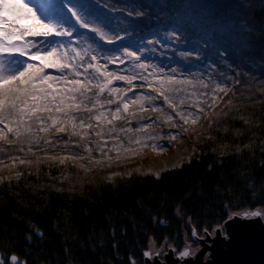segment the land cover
Here are the masks:
<instances>
[{"label": "trees", "instance_id": "trees-1", "mask_svg": "<svg viewBox=\"0 0 264 264\" xmlns=\"http://www.w3.org/2000/svg\"><path fill=\"white\" fill-rule=\"evenodd\" d=\"M150 1L157 19L138 21L136 28L153 30L176 16L187 29L204 31L236 66L233 91L210 104L201 126L182 133L179 143L193 144L189 160L163 171L158 180L139 173L110 178L106 168L125 167L136 158L106 161L86 154L78 137L67 147L57 142L54 150L43 140L39 145L7 143L17 140L8 133L0 140L4 261L16 254L27 264H129L130 256L139 263L149 243L170 242L179 248L181 235L193 228L201 232L231 212L264 208V167L258 166L264 155L258 148L244 149L264 139V0ZM54 134L51 129L40 136L51 139ZM73 153L84 159L65 165L49 159ZM7 168L17 172L4 175ZM249 180L255 188L248 187Z\"/></svg>", "mask_w": 264, "mask_h": 264}, {"label": "snow or ice", "instance_id": "snow-or-ice-1", "mask_svg": "<svg viewBox=\"0 0 264 264\" xmlns=\"http://www.w3.org/2000/svg\"><path fill=\"white\" fill-rule=\"evenodd\" d=\"M155 18L148 5L130 3L128 0H0V125H3L0 140H6L7 134L11 133L17 140L6 141L10 144L26 141L29 145H39L43 140L54 150L59 147L57 142L67 147L72 143V138L79 137L83 141L87 130L95 129L91 121H96L98 125L102 120L111 124L123 119L121 109L127 113L129 103L135 105L143 102L142 110L147 111L143 106L146 103L151 106L152 112L163 111L166 105L187 124L188 118L193 115V107L197 113L204 109L198 102L181 109L186 100L180 99L177 103L176 95L183 92V85L192 83L193 74L201 72V69L204 70L199 78L202 88L207 89L209 82L216 81L211 90V101L216 102V93L219 92L228 96L233 91L227 87L230 77L225 76L224 69L217 77L214 73L220 65L207 55H201V52H207V40L197 41L194 47L188 48L185 47L188 41L182 30L171 28L163 30V33L154 32L151 36H144L140 30L132 27L138 21ZM242 31H247V27ZM214 55L227 60L228 53L224 49H217ZM187 58L195 60L200 67L192 68ZM184 73L188 74V78L184 77ZM115 82H123L125 86H114ZM137 82L142 90L147 86L156 95L136 92ZM94 89L95 94L90 95ZM104 93L110 97L106 104H115L114 110L107 109L108 115L105 102L100 100ZM129 93L134 98H130ZM199 95L207 97L208 93L200 92ZM161 98L162 105L152 103ZM43 113L48 115L45 117L41 115ZM172 120L173 116L168 115L167 121ZM192 122L195 123V119ZM36 123L39 127L34 130L33 124ZM153 123L147 118V123L136 128V131H143ZM171 127L177 125L173 123ZM4 129H7V133ZM51 129H55L51 139L38 135ZM80 130H85V133L82 134ZM95 134L99 136L101 133ZM165 137L175 139L176 134L161 133L149 139ZM136 143L139 144L140 140H136ZM74 146L80 147L78 143ZM152 146L163 149L167 145ZM255 148L264 155V141L258 146H244L245 150ZM20 150L23 151L22 148ZM29 151H32L31 147ZM84 151L91 153L92 149L85 144ZM240 151L238 149V153ZM49 159H59V164L65 165L66 161L83 160L84 157L73 153L64 157L52 155ZM20 163L25 161L20 160ZM258 166L264 167V160ZM154 175L157 180L160 179L159 173ZM248 187L255 188V182L249 180ZM261 190L264 191V188ZM252 195L255 197L257 192L253 191ZM182 211V206H178L177 213ZM236 215L244 219L260 218L264 216V208L234 213L228 220ZM228 220L218 224L212 232L204 229V235L214 236L222 232ZM153 222L163 224L164 220L154 218ZM36 235L41 236L42 233L37 232ZM112 235L114 238V230ZM192 236H197L195 228L192 229ZM199 238L204 239V236ZM65 251L67 253V248ZM156 255L159 254H154L151 248L142 253L145 261L154 260ZM190 255L185 249L179 253V258ZM11 261L13 264H27L26 261H18L15 255L11 256ZM129 264H137L134 257H129Z\"/></svg>", "mask_w": 264, "mask_h": 264}, {"label": "rangeland", "instance_id": "rangeland-1", "mask_svg": "<svg viewBox=\"0 0 264 264\" xmlns=\"http://www.w3.org/2000/svg\"><path fill=\"white\" fill-rule=\"evenodd\" d=\"M129 1V0H128ZM144 2V5H148L150 7V0H142L139 3ZM130 3H133L132 1ZM157 19V18H156ZM168 23L162 25L158 24V26L154 27L153 30L148 29L147 31L143 29V35L144 36H151L154 32H161L163 33V30L176 28L178 30H182L185 34V37L188 41V43L185 45V47L192 48L196 45L197 41L203 42L205 40L208 41L209 47L207 49V52H201V55H207L210 59L215 61L218 65H220L219 68L215 70V75L219 77L220 70L224 69L225 76H229L228 79V85L227 87L229 89H233L236 80L237 75H230L231 73H237L235 64L227 59V60H221L219 59L214 53L216 52V48L214 47L213 43L210 42L207 38V34L204 31H193L191 29H187L182 23L180 19H178L176 16H173L172 18L169 17L167 20ZM138 26V22L136 24H133L132 27L136 28ZM125 43H128V41H125ZM104 46V45H102ZM110 47V46H109ZM223 49V48H220ZM188 64L192 68H199L200 65L195 62V60L191 58H187ZM163 63H167V61H163ZM175 63V61H173ZM114 67V66H113ZM131 71V70H130ZM204 70L201 69V72ZM201 72H195L193 74V79L191 84H185L183 85V92L179 95H176L177 103L180 99H185L186 103L184 105H181V109H187L188 104L193 102H198L199 106L202 107L204 110L202 112L197 113L195 107L191 109V112L193 113L192 116L188 118V123L184 124V122L177 116L175 113L172 112L171 109L167 108V106H164L163 111L158 112H152L151 106L144 103V108H147V111L142 110L141 103L137 104H131L129 103V110L127 113L123 112V109H121V114L123 116V119L115 120L111 124L107 123V120H102L100 124L97 125L96 121H91L93 125H95L94 130H87V134H85V138L83 141L79 139L81 142H83V147L81 148L84 151V145L87 144L89 148L92 149L91 153L85 152L86 154H96V157L99 155L100 159H112V160H119V159H127L134 157L136 158L134 162H130L126 164L125 167H108L106 168V173H108V176L111 178L113 176L117 175H128L132 173H139V174H155L159 173L161 174L163 171L168 169H173L175 167L180 166V164L187 162L191 156V147L193 144L187 145L186 142L180 144L179 141L183 138L184 131L190 130V127H199L201 126L205 121V114L208 110V107L213 102L211 101L212 88L215 85L216 81L209 82V86L207 89H204L201 87L199 83V78L201 76ZM185 78H188V74H183ZM114 86L117 87H124L123 82H115ZM95 90V89H94ZM136 92L145 91L149 95L155 96L156 93L151 92L149 89H147V86L142 90L139 87V82H137V87L135 89ZM96 92L93 91L90 95H94ZM200 92H207V97H201L199 95ZM224 92L216 93L217 100L224 95ZM130 98H134L131 93L128 94ZM170 95H175L170 93ZM107 93H104L100 96V100L102 102H105V112L106 115H108L107 109H115V104L113 105H107L106 100L109 99ZM207 101V102H201V101ZM156 105H162L163 100L162 98L156 101L152 102ZM214 106H211L210 108H213ZM208 113V112H207ZM185 115H187V111L184 112ZM43 116H47V113L41 114ZM168 115L173 116L172 121H167ZM208 115V114H206ZM196 116H199V119H196ZM147 118H150L152 121H154L153 125L151 127L145 128L143 131H136V128L142 127L145 123H147ZM195 119V123L192 121ZM50 123V121H49ZM176 124L177 127L173 128L171 127L172 124ZM3 125H0V128H2ZM39 127V124H33V129H37ZM131 128V131H128V129ZM7 133V129L5 130ZM82 134L85 133V130H80ZM100 132L101 134L97 136L95 133ZM167 134V133H174L176 134L175 139H167L161 138L157 140L149 139L151 136H155L158 134ZM41 133H38L40 135ZM15 137V136H14ZM136 140H140V143L137 144ZM261 141H264V139L259 140L258 145ZM190 142V141H189ZM26 143V142H24ZM167 145L163 149H160L159 147L154 148L152 145ZM97 145H100L98 148ZM257 145V146H258ZM104 153H107L106 155ZM17 171H13L12 168H7L4 175H14ZM155 176V175H154ZM2 179L0 175V180ZM261 207H255V208H247L242 209L238 211L231 212L228 214L225 220H228L229 216H232L234 213L236 214H242L244 211H254V210H261ZM220 222L219 224H223L224 221ZM218 225V224H217ZM217 225H214L213 228L208 229L209 232H212L213 229L217 227ZM188 229L191 227L187 226ZM243 229L246 233L251 234H257L258 236L264 237V216L260 218H251V219H244L241 215H236L233 219L228 220L227 224L224 226V230L222 232H218L216 235H204V230L201 232H197V236H192V230L187 234L186 236L181 235V243L179 248L173 246L170 242H162L160 244L156 243H149L148 247L146 249H143V251L148 250L149 248L152 249V251L155 253H158L159 255H156L154 257V260L152 261H145L143 256L140 257L138 264H189L190 262L194 261L196 256H201L202 260L206 262L207 264H222L223 259L220 255L213 254L209 248V246L212 245V242L216 239H220L222 241V248L228 249L229 240L231 235L236 232L237 230ZM227 234V235H225ZM200 236H204V239H200ZM187 249L191 255L185 258H179V253L183 250ZM142 251V253H143Z\"/></svg>", "mask_w": 264, "mask_h": 264}, {"label": "water", "instance_id": "water-1", "mask_svg": "<svg viewBox=\"0 0 264 264\" xmlns=\"http://www.w3.org/2000/svg\"><path fill=\"white\" fill-rule=\"evenodd\" d=\"M34 232L35 235L37 232L41 233L37 229H34ZM209 248L215 256L220 255L222 257V264H264V237L246 233L243 229H238L231 235L228 249L222 248L220 239L213 241ZM12 255L17 256L16 254H10L4 261L0 254V264H13L11 261ZM18 261L23 262L24 260L18 257ZM189 264L205 263L201 256H196L194 261Z\"/></svg>", "mask_w": 264, "mask_h": 264}, {"label": "bare ground", "instance_id": "bare-ground-1", "mask_svg": "<svg viewBox=\"0 0 264 264\" xmlns=\"http://www.w3.org/2000/svg\"><path fill=\"white\" fill-rule=\"evenodd\" d=\"M204 262V261H203ZM205 264H207L206 262H204Z\"/></svg>", "mask_w": 264, "mask_h": 264}]
</instances>
